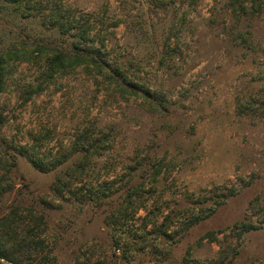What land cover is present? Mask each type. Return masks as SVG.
<instances>
[{
    "label": "rangeland",
    "instance_id": "374dc122",
    "mask_svg": "<svg viewBox=\"0 0 264 264\" xmlns=\"http://www.w3.org/2000/svg\"><path fill=\"white\" fill-rule=\"evenodd\" d=\"M57 2L104 23L120 62L167 108L155 112L84 69L24 104L39 66L11 64L0 192L12 191L0 218L17 210L15 231L42 241L23 264H264V229L233 230L251 201L264 204V2L254 15L233 12L231 0ZM0 19L7 45L42 34L37 20ZM34 134L48 135L40 155L60 165L45 173L18 156L9 173L5 140L33 145ZM83 134L108 137L88 164L76 152Z\"/></svg>",
    "mask_w": 264,
    "mask_h": 264
},
{
    "label": "trees",
    "instance_id": "16d2710c",
    "mask_svg": "<svg viewBox=\"0 0 264 264\" xmlns=\"http://www.w3.org/2000/svg\"><path fill=\"white\" fill-rule=\"evenodd\" d=\"M57 1L0 0V18L2 16L4 18L5 16H13L18 20H37L42 30V34L33 37L28 33L24 36L16 34L15 37L9 35L12 39L8 45L0 39V97L9 86L7 80L11 64L31 61L39 66V77L36 84L32 82L22 90L21 97L24 104L31 102L35 97L41 96L59 76L75 73L78 69H84L93 72L96 77L102 79L122 96L141 99L155 112L165 111L167 96L145 86L123 66L114 53L111 39L102 33L101 28L104 23L99 28V19H89L81 16L70 6ZM231 1L233 12L243 15L253 14L252 11L255 12V10L256 13L260 12L257 7L264 2V0ZM249 2H252L251 7ZM116 27H118L117 23L114 25V28ZM3 116L4 113L0 109V123L4 118ZM31 138L34 141L33 145H30V143L18 144V142L10 144L4 139L14 154L12 155V164L7 167L9 173L12 171L11 167L17 166L15 159L18 156L25 158L37 170L45 173L57 169L60 165L58 161L49 162L46 161L44 156L40 155L41 148L48 135L43 134L38 137L34 134ZM107 138L103 135L91 139L87 134H83L75 144L77 148L80 146L79 149H76V152L82 156L81 164H88L95 155H103L99 149L105 145ZM81 164L77 168L80 169ZM63 182V179L57 180L58 185L61 187H64ZM218 190L217 188L214 189L215 192ZM4 191L5 189L0 192V197L11 193L12 189ZM235 194L232 191L229 195H219L220 201L216 203V207L223 205ZM214 211L209 215L197 217L192 224L205 220ZM17 214L18 211L14 209L0 218V261L10 264H23V259L28 257L26 247L32 245L36 247L42 244V241L36 240L28 232L20 234L15 231L14 224L17 221ZM263 219V200L257 197L250 202L247 214L241 222L233 227V230H239L240 236L252 231L262 230L264 229ZM6 229L8 231L3 232ZM209 236H213V233H210Z\"/></svg>",
    "mask_w": 264,
    "mask_h": 264
}]
</instances>
